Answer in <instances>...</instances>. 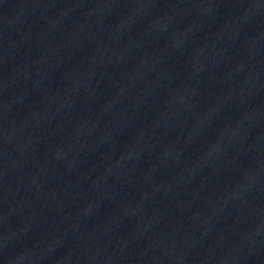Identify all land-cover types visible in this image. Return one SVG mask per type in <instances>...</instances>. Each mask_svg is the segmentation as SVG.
Instances as JSON below:
<instances>
[{"label": "water", "instance_id": "1", "mask_svg": "<svg viewBox=\"0 0 264 264\" xmlns=\"http://www.w3.org/2000/svg\"><path fill=\"white\" fill-rule=\"evenodd\" d=\"M0 264H264V0H0Z\"/></svg>", "mask_w": 264, "mask_h": 264}]
</instances>
